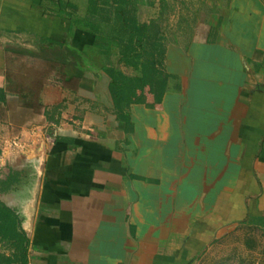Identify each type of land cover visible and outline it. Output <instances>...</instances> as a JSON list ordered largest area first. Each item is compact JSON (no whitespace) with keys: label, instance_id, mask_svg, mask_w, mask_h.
Segmentation results:
<instances>
[{"label":"crops","instance_id":"obj_1","mask_svg":"<svg viewBox=\"0 0 264 264\" xmlns=\"http://www.w3.org/2000/svg\"><path fill=\"white\" fill-rule=\"evenodd\" d=\"M41 1L0 0V202L27 264H193L234 224L264 222V0L140 5L169 78L162 94L146 84L129 131L94 34ZM14 253L0 242V264Z\"/></svg>","mask_w":264,"mask_h":264},{"label":"trees","instance_id":"obj_2","mask_svg":"<svg viewBox=\"0 0 264 264\" xmlns=\"http://www.w3.org/2000/svg\"><path fill=\"white\" fill-rule=\"evenodd\" d=\"M148 0H86L82 15L77 0H42L44 14L66 18L71 22L70 35L76 30L95 36L93 49L106 54L104 68L111 77L110 94L117 118L131 128L129 108L143 101L147 83L157 84L152 91L165 92L169 75L166 71V41L161 25L152 20L143 23L138 8ZM115 60H110L111 54ZM127 71H130L127 72ZM137 97L131 101L135 94ZM248 225L264 229V222L250 218ZM16 211L0 202V242L9 244L18 257V264H27V240L21 231ZM16 261V260H15Z\"/></svg>","mask_w":264,"mask_h":264},{"label":"rangeland","instance_id":"obj_3","mask_svg":"<svg viewBox=\"0 0 264 264\" xmlns=\"http://www.w3.org/2000/svg\"><path fill=\"white\" fill-rule=\"evenodd\" d=\"M77 4L83 15L86 0H77ZM143 15L146 14L142 12ZM115 58V54H111L110 60ZM105 59L107 63L111 62L107 57ZM193 264H264V229L244 223L234 224L203 249Z\"/></svg>","mask_w":264,"mask_h":264},{"label":"built area","instance_id":"obj_4","mask_svg":"<svg viewBox=\"0 0 264 264\" xmlns=\"http://www.w3.org/2000/svg\"><path fill=\"white\" fill-rule=\"evenodd\" d=\"M48 140H50V138H48ZM21 140H15L11 142V147L16 149V148H21ZM0 162H1V155H0Z\"/></svg>","mask_w":264,"mask_h":264}]
</instances>
